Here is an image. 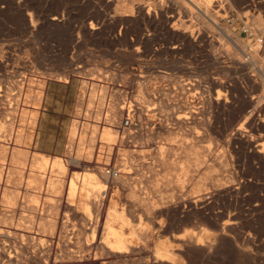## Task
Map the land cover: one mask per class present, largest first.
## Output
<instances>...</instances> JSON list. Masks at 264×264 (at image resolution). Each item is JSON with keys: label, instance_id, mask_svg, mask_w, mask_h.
Returning a JSON list of instances; mask_svg holds the SVG:
<instances>
[{"label": "rangeland", "instance_id": "obj_1", "mask_svg": "<svg viewBox=\"0 0 264 264\" xmlns=\"http://www.w3.org/2000/svg\"><path fill=\"white\" fill-rule=\"evenodd\" d=\"M208 1L0 0V165L9 166L0 167V178L6 170V183L38 187V171H49L47 189H54L51 175L65 168L35 163L38 153L27 146L46 81L73 71L90 79L76 111L88 120L79 131L78 121L71 123L64 158L97 163L90 186L79 189L89 171L78 168L69 186L76 211L86 209L91 219L65 214L58 232L52 219L42 220L38 235L0 228V264H264V41L241 30L245 23L264 36V0ZM126 108L137 126L120 134ZM108 127L116 136L107 143L101 135ZM185 151L201 161L189 162ZM113 163L121 174L107 181L105 167ZM34 198L17 191L7 204H37ZM111 203L133 214L137 228L129 239L136 248L126 256L100 255L96 248ZM226 219H234L225 226L231 231L223 228ZM197 236L215 252L201 257L200 246L188 245ZM157 246L174 251L171 261L154 258Z\"/></svg>", "mask_w": 264, "mask_h": 264}, {"label": "crops", "instance_id": "obj_2", "mask_svg": "<svg viewBox=\"0 0 264 264\" xmlns=\"http://www.w3.org/2000/svg\"><path fill=\"white\" fill-rule=\"evenodd\" d=\"M83 82H90V79L75 71L68 73L65 77L46 81L40 106L36 108L38 114L36 125L30 145L27 148L31 153L63 157L62 163L65 172L62 174L56 172L51 175L55 187L50 190L47 189L49 171L44 174L38 171V187L30 186L26 188L25 181L20 183V185L16 182L6 183L5 170L0 178V228L3 231L38 235L42 230L41 221L52 219L55 225L54 230L58 232L61 226V219L65 214L70 218L72 217V219L75 214L85 215L81 211H76L75 203L69 198L71 175L75 172L74 168H78L77 172L79 173H85L86 170L89 171L91 168L97 167L95 165L97 163L83 158L78 160L64 158L66 157L71 123L75 120L78 121L79 131L81 126L88 120L83 116L79 118L76 116V111L81 106L80 96L83 93ZM91 122L94 121L91 120ZM116 154H114V158ZM50 162H52V159ZM5 164L3 163L0 167L3 169L8 168V162ZM50 166L51 164L48 167L50 168ZM114 166L117 165L114 164ZM10 167L17 168L18 166L10 165ZM29 167L30 160L25 165V168L28 169ZM28 173V171L25 172L24 180L27 179ZM88 173L92 172L89 171ZM17 180H19L18 176L15 177V181ZM17 191H21V193L26 191L30 195L35 196L34 199H37L38 196V203H32L30 199H27L28 202L23 206L19 204L9 206L7 204V196ZM44 198H49L53 202L44 204Z\"/></svg>", "mask_w": 264, "mask_h": 264}, {"label": "bare ground", "instance_id": "obj_3", "mask_svg": "<svg viewBox=\"0 0 264 264\" xmlns=\"http://www.w3.org/2000/svg\"><path fill=\"white\" fill-rule=\"evenodd\" d=\"M107 1V0H106ZM178 1V0H177ZM208 1V0H207ZM210 1V0H209ZM208 1V2H209ZM212 1V0H211ZM210 1V2H211ZM199 3V2H198ZM139 4V3H138ZM201 5V4H200ZM208 5H209V3H208ZM149 7V6H148ZM188 7V6H187ZM130 8V7H129ZM144 8V7H143ZM150 8V7H149ZM166 8V7H165ZM126 9V8H125ZM199 9H200V11H202V8L201 7H199ZM135 10V9H134ZM141 10V9H140ZM191 10V9H190ZM145 11V10H144ZM97 12V11H96ZM126 12H128V10L126 9ZM147 12V11H146ZM99 13V12H98ZM167 13V12H166ZM165 13V14H166ZM200 13V12H199ZM202 13H203V11H202ZM129 14H130V12H129ZM147 14H148V12H147ZM169 14V13H168ZM111 15V14H110ZM135 15V14H134ZM152 15V14H151ZM156 15V14H155ZM154 15V16H155ZM100 18V17H99ZM114 18V17H113ZM119 18V17H118ZM155 18V17H154ZM52 19H55L56 20V17H53ZM108 19V18H107ZM109 20V19H108ZM216 24V23H215ZM90 28L91 29H95L94 28V26H90ZM186 29H187V27H185ZM189 31V30H188ZM185 32V31H184ZM189 34V33H188ZM237 45V44H236ZM242 45V44H241ZM228 49V48H227ZM251 55V54H250ZM253 57V56H252ZM253 60V58H251L250 59V62L252 63V62H254V61H252ZM257 68V67H256ZM262 74V73H261ZM18 84V83H17ZM22 84V83H21ZM15 86V85H14ZM8 91V90H7ZM138 92H140L139 94H140V97H141V95L143 96V95H145V93H144V91L142 90V89H140ZM17 93V92H16ZM5 94V93H4ZM15 94V93H14ZM2 96V95H1ZM12 96V95H11ZM14 96H16V94L14 95ZM145 96H147V95H145ZM38 97V96H37ZM15 98V97H14ZM142 98V97H141ZM253 99V98H252ZM264 100V99H263ZM8 103V102H7ZM260 104V103H259ZM247 105V104H246ZM246 107V106H245ZM120 108V107H119ZM121 108H122V106H121ZM253 112V111H252ZM186 113V112H185ZM185 113H184V115H185ZM251 113V112H250ZM256 113V112H255ZM252 115H253V113H251ZM138 115V114H137ZM180 115V114H179ZM187 115V114H186ZM243 115H245V114H243ZM250 115V114H249ZM252 115H251V118H252ZM11 116V115H10ZM139 116V115H138ZM180 117V116H179ZM183 117V116H182ZM181 117V118H182ZM188 117V116H187ZM257 117V116H256ZM246 118H247V116H246ZM246 118H243V119H245L246 120ZM250 118V117H249ZM12 119V118H11ZM186 119V118H185ZM248 119V118H247ZM181 120V119H180ZM249 120V119H248ZM253 120V119H252ZM251 120V121H252ZM257 120V119H256ZM250 121V120H249ZM249 121H248V123H249ZM243 123H244V121H242ZM241 122V123H242ZM237 125V124H236ZM241 125V124H240ZM4 127H6L7 129H9L10 128V124H8V125H5ZM261 127V126H260ZM239 128H241V127H239ZM249 128H250V125H249ZM253 128V127H252ZM113 129V128H112ZM111 128H107L106 130H105V132H103L102 131V138H103V140H105V141H107V143L108 142H112V141H115L114 139H115V136H114V132H113V130H112ZM243 129V128H242ZM253 130V129H252ZM3 131H5L4 129H3ZM11 131V130H10ZM255 131V130H254ZM237 132V131H236ZM241 132V131H240ZM257 132V131H256ZM124 133V132H123ZM243 133H244V131H243ZM1 134V133H0ZM75 134V133H74ZM247 134V133H246ZM245 134V135H246ZM249 134V133H248ZM251 134V133H250ZM242 135V134H241ZM2 136V135H1ZM0 136V137H1ZM171 136H172V134H171ZM175 136V135H174ZM138 137V136H137ZM178 137V136H177ZM177 137H174V138H177ZM245 137V136H244ZM258 137V136H257ZM84 137H82L81 139H83ZM131 138H133V137H131ZM172 138H173V136H172ZM173 138V139H174ZM181 138V137H180ZM138 139V138H137ZM244 139V138H243ZM169 140H172L171 138H169ZM181 140H182V138H181ZM174 141V140H173ZM248 141H250V140H247V142ZM255 142V141H254ZM244 143V142H243ZM251 143V142H250ZM249 143V145H251ZM246 144V143H245ZM248 144V143H247ZM191 145V144H190ZM248 145V146H249ZM186 147H188V146H186ZM252 147H253V145H252ZM251 147V148H252ZM190 148V147H189ZM193 149V148H192ZM250 149V148H249ZM258 149V148H257ZM184 150V149H183ZM245 150V149H244ZM262 149H260V150H258L259 152L261 151ZM257 151V152H258ZM173 152V151H172ZM241 152V151H240ZM255 152V151H254ZM0 153H1V151H0ZM2 153H3V150H2ZM20 153V152H19ZM263 153V152H262ZM173 154V153H172ZM181 154V153H180ZM192 154V153H191ZM191 154L189 153V151H185L184 152V158L186 157V160H188L189 162L190 161H193L194 162V164H196V163H198L199 161H201L200 160V155L198 154V153H194L193 154V156H191ZM256 153H254L253 154V156L255 155ZM259 153H257V155H258ZM183 154H181V157H183L182 156ZM257 155H255V156H257ZM16 156V155H15ZM161 156V155H160ZM18 157H19V155H18ZM215 157V156H214ZM260 157V156H259ZM259 157H257V158H259ZM191 158V159H190ZM74 160L76 159V158H73ZM264 159V158H263ZM78 160V159H77ZM245 160V159H244ZM259 160V159H258ZM34 161L37 163V164H40V165H45V164H53V166L57 169V168H61L62 166H64L63 165V163H62V159L60 158V157H55L53 160H52V162H50V160L48 159V157L47 156H44V155H42V154H36V155H34ZM72 161V160H71ZM162 161H163V159H162ZM169 161V160H168ZM167 161V162H168ZM76 162V161H75ZM164 162V161H163ZM167 162H166V160H165V162H164V164H167ZM258 162V161H257ZM73 163V162H72ZM188 163V162H187ZM192 163V162H191ZM163 164V165H164ZM178 164H180L179 162H178ZM189 164V163H188ZM168 165H169V162H168ZM193 165V164H192ZM175 166V165H174ZM194 166V165H193ZM172 167V166H171ZM176 167V166H175ZM180 167V166H179ZM262 167V166H261ZM169 168V167H168ZM176 168H178V167H176ZM181 168V167H180ZM183 168V167H182ZM256 168V167H255ZM166 169V168H165ZM259 169V168H258ZM189 169H188V167H184V169H183V171L180 169V172L182 171V173L184 174V176H185V174L187 173V171H188ZM179 171V170H178ZM254 171V170H253ZM264 172V171H263ZM204 174V173H203ZM235 174V173H234ZM251 174V173H250ZM257 174V173H256ZM264 174V173H263ZM240 175V174H239ZM259 175V174H258ZM87 177L85 178V177H81L80 178V188L79 189H82V187H84V188H87V186H90V185H86V183H88V181L90 182L91 181V178H92V175H86ZM106 176V175H105ZM206 176H208L207 174H206ZM232 176V175H231ZM237 176V175H236ZM246 176V175H245ZM210 177V176H209ZM121 178V177H120ZM211 178V177H210ZM244 178V177H243ZM76 179V178H75ZM95 180H96V178H94ZM93 179V180H94ZM117 180H119L118 178H116ZM230 179H231V177H230ZM229 179V181H231ZM247 179V178H246ZM78 180V179H77ZM94 180V181H95ZM121 180H122V178H121ZM177 180V179H176ZM182 180V179H181ZM181 180H178V181H176V182H179V181H181ZM184 180V179H183ZM182 180V181H183ZM208 180V179H207ZM76 181V180H75ZM155 181V180H154ZM153 181V182H154ZM164 181H165V179H164ZM163 181V182H164ZM167 181H168V179H167ZM209 181H211V180H209ZM214 181V180H213ZM96 182H97V180H96ZM122 182V181H121ZM123 182H124V180H123ZM122 182V183H123ZM151 182V181H150ZM215 182V181H214ZM242 182V181H241ZM251 182V181H250ZM85 183V184H84ZM91 184H92V182H90ZM94 183V182H93ZM125 183H127V182H125ZM181 183H183V182H181ZM198 183V182H197ZM212 183V182H211ZM218 183V182H217ZM247 183V182H246ZM52 184V183H51ZM94 184H96V183H94ZM98 184H99V181H98ZM124 184V183H123ZM167 184V183H166ZM203 184V183H202ZM219 184V183H218ZM217 184V185H218ZM222 184V183H221ZM56 185H57V183H56ZM92 186V185H91ZM98 186H100V185H98ZM199 186V185H198ZM201 186V185H200ZM214 186H216V184L214 185ZM94 187L95 188H97L95 185H94ZM94 187H91V188H94ZM130 187V186H129ZM128 187V188H129ZM89 189H90V187H88ZM99 188V187H98ZM133 188H134V186H133ZM130 189H132V188H130ZM200 189H202V187L200 188ZM76 190V189H75ZM94 190V189H93ZM97 189H95L94 191H96ZM126 190H128V189H126ZM81 191V190H80ZM78 192V191H77ZM129 192V191H128ZM127 192V193H128ZM136 192V191H135ZM135 192H133L132 190H131V192H129V193H131V194H135ZM85 193H86V191H85ZM113 195V194H112ZM86 196V195H85ZM88 196V195H87ZM114 196V195H113ZM83 197V196H82ZM115 197V196H114ZM132 197V196H131ZM135 197V196H134ZM133 198V197H132ZM94 199V198H93ZM112 199V198H111ZM110 199V200H111ZM135 199V198H134ZM133 200V199H132ZM80 201H82V200H80ZM85 201V200H84ZM91 201V200H90ZM94 202H95V199H94ZM110 202V201H109ZM86 203V202H85ZM84 203V204H85ZM149 204V203H148ZM155 204V203H154ZM157 204V203H156ZM89 205V204H88ZM118 204H116V203H111V204H109V206H108V212H107V214H106V219H105V222H104V227H103V230H102V233H101V236H100V241L98 242V244L96 245V248L98 249V251H100L101 250V252L102 253H100V255L101 254H107L108 256H111V255H114V256H124L126 253H128V252H132V250H133V247H135L134 245H133V243L131 244L130 243V237H132V236H134V235H136V233H137V228H134L133 227V225H132V223H133V219H131L130 218V216H132V215H130L129 216V214H131V213H129V211H128V213L126 214L125 212H124V210L123 211H118L117 209H116V206H117ZM208 205V204H207ZM149 206V205H148ZM152 206H154L153 204H152ZM158 206V205H157ZM191 206V205H190ZM155 207V206H154ZM195 207V206H194ZM200 207V206H199ZM198 207V208H199ZM144 208H146V207H144ZM209 208V207H208ZM85 209V208H84ZM83 209V210H84ZM150 210H151V208H149ZM200 209V208H199ZM144 210H146V209H144ZM150 210H148V212L150 211ZM85 212H86V209L84 210ZM84 211H83V213H84ZM126 211V210H125ZM189 211V210H188ZM220 211V210H219ZM88 212V211H87ZM146 212V211H145ZM196 212V211H195ZM194 212V213H195ZM198 212V211H197ZM222 212V211H221ZM142 213V211H140V214ZM140 214L138 213V215H136V217H135V219L134 220H136V225L137 226H139L140 227V225L142 224H140V225H138L139 223H140V221H141V216H140ZM149 214V213H148ZM147 214V215H148ZM198 214H199V212H198ZM200 214H202V213H200ZM220 214V213H219ZM144 215V214H143ZM146 215V216H147ZM85 219H91V218H89V217H87L86 215H82ZM201 216V215H200ZM80 217V216H79ZM189 217V216H188ZM203 217V216H202ZM150 218V217H149ZM201 218V217H200ZM207 218V217H206ZM232 218V217H231ZM202 219H204V218H202ZM201 219V220H202ZM188 220V219H187ZM207 220V219H206ZM227 220V221H226ZM225 221H224V229L226 228L225 226L226 225H230V224H232V223H234V221H232V220H234V219H226ZM115 221H120L121 222V224H119L120 225V227L119 228H116V227H114L113 226V222H115ZM236 222V221H235ZM198 223V222H197ZM216 223V222H215ZM217 223H218V221H217ZM207 224H209V223H207ZM200 225V224H199ZM125 226H127V227H129V233H125L124 231H123V228L125 227ZM231 226V225H230ZM233 226V225H232ZM231 226V227H232ZM241 226V225H240ZM212 227V226H211ZM213 227H215V226H213ZM214 229H218V228H214ZM220 229V228H219ZM226 230H230L231 231V228L230 229H228V226H227V228H226ZM232 230H233V228H232ZM139 232H140V230H138ZM215 232V231H214ZM194 233V232H193ZM93 234H94V230L93 231H91V238L93 237ZM221 234H223L224 235V233H221ZM241 234V233H240ZM141 235V234H140ZM181 235H183V234H181ZM185 235H187V234H185ZM235 235V234H234ZM146 236V235H145ZM189 236V235H188ZM192 236V235H191ZM137 238L139 237V239H141L140 238V236H136ZM186 237V236H185ZM184 237V238H185ZM219 237H220V235H219ZM223 237V236H222ZM222 237H221V239H222ZM176 238V237H175ZM179 238H182V236H180ZM211 238V237H210ZM209 238V239H210ZM143 239H144V237H143ZM187 239V238H186ZM209 239H207V240H209ZM217 239H219V238H217ZM227 239V238H226ZM225 239V240H226ZM134 240V239H133ZM133 240H131V241H133ZM180 240V239H179ZM184 240V239H183ZM141 241H142V239H141ZM222 241V240H221ZM186 242H187V240H186ZM230 242V241H229ZM238 242H239V240H238ZM91 243V242H90ZM136 245V244H135ZM162 245V244H161ZM188 245L189 246H191V247H193V249H194V247L196 248V247H198V246H200L201 248H200V250L202 251V256L201 257H203L205 254H207V253H209L210 251H214L213 250V243H211V241H203V238L201 237V236H197V237H191V238H189L188 239ZM137 246H139V245H137ZM140 247V246H139ZM166 246H164V247H159V246H157V247H155V249H154V258L156 259V260H160L162 263L163 262H167V261H171V259L174 257L173 255V253H174V251H173V253H172V251H171V249H169V248H165ZM191 247H189V248H191ZM136 248V247H135ZM188 248V249H189ZM216 248H217V246H216ZM219 248V247H218ZM137 249H139V248H137ZM220 249V248H219ZM232 249V248H231ZM140 250V249H139ZM198 250V249H197ZM196 250V251H197ZM232 251V250H231ZM134 252V251H133ZM215 252V251H214ZM218 252V251H217ZM235 252V251H234ZM196 253V252H195ZM192 254V253H191ZM200 254V253H199ZM198 254V255H199ZM194 255V254H193ZM236 255V254H235ZM126 256V255H125ZM123 258V257H122ZM234 258H236V257H234ZM126 259V258H125ZM124 259V260H125ZM188 259V258H187ZM119 260V259H118ZM112 261V260H111ZM206 261V260H205ZM235 261V260H234ZM107 262H110V261H107ZM193 262V261H192ZM138 263V262H137ZM125 264H126V262H125Z\"/></svg>", "mask_w": 264, "mask_h": 264}, {"label": "built area", "instance_id": "obj_4", "mask_svg": "<svg viewBox=\"0 0 264 264\" xmlns=\"http://www.w3.org/2000/svg\"><path fill=\"white\" fill-rule=\"evenodd\" d=\"M231 19L234 20V17L230 18L228 20L230 21ZM241 30L246 34V36H249L251 38L255 37V41H257L259 44L263 43L264 36H257V34L255 33L254 29L251 26H249V25L244 23V24H242V29ZM245 58L250 60V55L249 54H245ZM125 111H126V113L120 119V125L118 127L120 134L123 133V132H127V131L131 132L134 129H136V126H137V122L135 121V117L132 114V110H128L126 108ZM104 173L107 176V181H110L111 179L117 178V177L120 176L121 169H120V167L114 166V164H113V165H110L108 167H105V172ZM55 239L56 238H53V241H52L53 244L55 243ZM6 246H8V245H6ZM9 257H12V256L9 255ZM0 260H1V257H0ZM3 261L1 260V262H3Z\"/></svg>", "mask_w": 264, "mask_h": 264}]
</instances>
